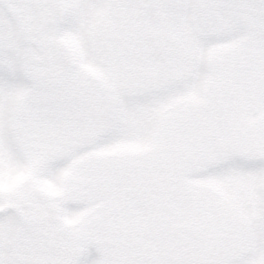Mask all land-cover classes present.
Masks as SVG:
<instances>
[{"label": "snow or ice", "instance_id": "obj_1", "mask_svg": "<svg viewBox=\"0 0 264 264\" xmlns=\"http://www.w3.org/2000/svg\"><path fill=\"white\" fill-rule=\"evenodd\" d=\"M0 264H264V0H0Z\"/></svg>", "mask_w": 264, "mask_h": 264}]
</instances>
